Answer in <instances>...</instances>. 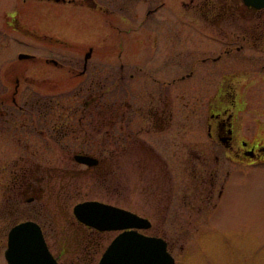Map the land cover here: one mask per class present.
I'll return each mask as SVG.
<instances>
[{
    "label": "flooded vegetation",
    "instance_id": "flooded-vegetation-1",
    "mask_svg": "<svg viewBox=\"0 0 264 264\" xmlns=\"http://www.w3.org/2000/svg\"><path fill=\"white\" fill-rule=\"evenodd\" d=\"M20 1L43 3L48 17L57 19L63 27L61 35L52 36L48 28L37 32L20 26L15 8L6 12L12 30L24 31L29 38L48 46L41 57L29 48L22 50V55L17 52L16 57L34 62L40 58L45 64L65 67L70 78H81L77 84L80 105L66 107L65 78L57 91L44 92L34 89L41 81L32 78H22L27 85L24 90L19 89L20 78H0V264H8L9 239L19 225L26 227L23 241L33 237L28 235L29 227L38 228L43 243L39 248L44 246L54 264L98 263L119 231L112 230L113 235L100 244L97 238L109 231L85 226L73 215L75 204L96 199L77 201L66 214V195L79 189L75 182L79 173L115 180L122 174L113 169L111 162L132 158L138 161V165L131 164L140 178L149 180L156 169L164 171L169 184L158 179L153 191L160 193L163 183L162 193L172 199L177 174L185 171L190 174L191 186L187 189L191 191L181 196L180 205L175 194L172 210L203 212L205 217L222 205L232 172L242 164L264 165V76L254 78L251 71L244 75L236 68L255 62L256 51L264 54V7L246 5L243 0ZM70 18L80 28H88V42L68 38L70 27L65 23ZM178 20L188 24L182 41L192 67L185 77L197 79L185 85L191 96L189 110L181 119V123L187 120V139H177L180 122L173 110L177 108V80L185 78L171 74L162 78L172 69L164 75L158 73L165 66L162 56L167 51L173 54L178 45H183L178 43V36L183 37L178 35L183 31ZM241 52L243 55H239ZM227 54L235 55L229 68L223 64ZM172 62L169 67L174 66ZM210 63L218 64V68L210 69ZM100 67H105V74L98 73ZM263 67L264 55L260 70ZM211 74L217 78H210ZM95 78L108 80L99 83ZM48 79L42 78V83ZM105 92L111 100H102ZM98 102L93 113V104ZM101 124L106 127L107 140L105 145H98L106 146V150L98 152L93 151V126ZM103 163L105 173L98 171ZM132 166L128 173L134 170ZM125 183L122 187L126 188ZM141 197L145 204L151 202ZM144 221L145 227L133 230L162 239L173 264H184L189 244L203 253L211 248L212 254L220 251L237 258L240 239L234 241L232 231L207 224V219H202L205 234H199V220L169 219L171 229L165 231L169 236L160 229L149 233L151 223L146 218ZM185 228L192 229V233L178 236ZM214 232L222 235L215 237ZM194 236L203 239L194 240ZM249 240L248 246L254 249L256 243ZM249 251L251 254L242 255L245 260L252 257L253 250ZM242 256L238 257L239 264Z\"/></svg>",
    "mask_w": 264,
    "mask_h": 264
},
{
    "label": "rangeland",
    "instance_id": "rangeland-1",
    "mask_svg": "<svg viewBox=\"0 0 264 264\" xmlns=\"http://www.w3.org/2000/svg\"><path fill=\"white\" fill-rule=\"evenodd\" d=\"M42 5L43 3L37 2L22 3L20 0H0V78L5 80H7V78L9 79L14 77L20 78V90L26 89L25 86H27L25 83L26 80H23L22 78H32V80L36 82L41 81V83H39V87L36 86L34 88L39 92L57 91L60 87V84L62 85L61 80L65 78L64 85L67 87L66 107L68 108V106L80 105V99L77 95V84H79L78 80L80 81L81 78H70L69 76L71 75H68L66 72L67 69L65 67H54L45 64L38 57L37 58L40 61L35 60V62L18 60L16 57L17 52L20 53L22 50H27V48L30 49V52H34L33 54L41 57L46 53L48 46L43 44V41L41 40L29 38V36L24 34V31H22V33L20 30H12L11 26L7 25L8 20L5 18L4 14L6 12L12 11L14 8L16 9L15 16L21 24L20 26H27L28 28L34 29L37 32H41V30L44 28H48L47 31L50 32L52 36L57 37L58 34L61 35L59 31L63 26H61L57 19L49 18V13L45 12V9L42 7ZM65 26L70 27L67 31L69 35L68 38H77L81 42H88L85 41V39L89 37V31L87 30V27L86 29L80 28V26L77 25L76 20L73 18H70L69 21L65 23ZM178 26L183 30L178 32V35L183 36H178V43L181 42L180 44L183 45H178L177 50L173 53L174 55L167 51L166 55L162 56V63L165 66H162L158 73H163L162 75H164V72L167 73V71L172 69L171 73L169 71V75H164L162 78H169L170 74L172 76H177L178 78H180V76L185 78L182 81L177 80V108H174L173 110L177 120L180 122L178 125L179 134L177 139H187L190 137L187 133V120H183L181 123V119L182 117L186 116V113L189 110L188 107L191 96L189 94L188 88H186L185 85L186 83L188 84L189 81H196L197 79H188L185 77L187 71L192 67L188 63L187 50H185L186 43L185 41H182L185 39L184 36L188 24L181 23L180 20H178ZM55 50L60 51V49ZM238 53L239 52H236V56H238ZM244 53H247V51H244ZM260 53L259 51L255 52L254 55L258 56L255 62L245 63L241 66H238L237 64L238 67L236 68L242 70V74L244 75H247V73L251 71L250 75L254 78H260L259 76H264V67L261 68V70L259 68V65L263 63L264 54L263 52L261 54ZM241 54L243 55V52H241L239 55ZM233 57H235L233 54L225 55L223 64H231ZM164 59H166V62ZM171 61H173V67H169ZM251 64H253V66H251ZM209 65L210 69L218 68V64L210 63ZM197 67L195 66V72ZM229 67L230 65L228 68ZM75 68L77 70L79 69L78 67ZM98 73L105 74V67L98 68ZM94 74H96L95 71ZM44 77L49 79L47 82L42 83V78ZM210 78L217 77H214L211 74ZM101 79L104 81L108 80L107 78H98L96 80L101 83ZM54 83L58 86L53 85ZM40 85L42 86L40 87ZM102 87L104 88V85ZM196 96L198 97V93H196ZM108 98L111 100L112 97L107 92H105L103 94L102 100L108 101ZM99 105V102L98 104H93V113H95L97 110L95 107ZM93 116H96V114H93ZM94 120L95 117H93V121ZM114 133L116 134L118 131H114ZM119 134H121V132H119ZM169 138L175 139L174 136H169ZM106 140L107 131L105 125L101 124L98 127L93 126V151H95V149H97L98 152L100 150L105 151L106 146H100L98 144L105 145ZM67 146L75 147V144L68 143ZM105 154L106 152L103 155ZM113 159H118V157L113 156ZM132 162L138 165V161L135 159L133 160L132 158L128 160L125 159L124 162H111L113 169L122 174L119 178H115V180L113 178L107 179L106 177H98L95 179L93 176H90V174H77L78 176L75 178V182H78L80 187L78 190H72L68 195H66V214H70V208L73 203L84 199H96L98 201L105 203L108 202L109 204L127 209L130 212L146 218L151 223L150 228L147 230L149 233L152 234L154 231L156 232L160 229V232L166 236L169 235L168 233H165V231H169L171 229V226H168L167 220L169 221V219L173 218L199 220L198 224L201 226L199 228L201 229L199 234H205V232L202 231V225L205 223L202 221V219L204 218L209 220L207 224L218 226L217 228L222 230L229 229L232 231L235 235L233 239L234 241L240 239V248L238 249L237 254H235L237 258L235 259L232 256H229L231 253H221L218 251L219 248H216V251L218 252L215 254H212L211 248H206L205 253H203L202 250L197 251L194 246L189 244L185 249V254L188 253L189 255H186V257L183 258V261H185L184 264H236V262L239 264L238 257L251 254L249 248L253 250L251 251L252 257H248V259L245 260L242 256L240 258L241 264H244L245 261H247V264H264V165H240V169L232 172L230 175L229 182H227V191L222 200V205L217 206L214 210L210 211V213L203 217V212L196 213L193 211H180V209H178L179 211L172 210L176 197L175 194H177L178 204L180 205L182 203V201L179 200L181 196L184 194L186 197V193L191 191L187 189V186H191L189 180L190 174L186 173L185 171H183V173L180 171L178 172L175 179L176 187L173 193L174 197L171 199L170 196L167 197L165 193H162L165 188L163 183L165 184V181L167 183L169 181L168 176L165 177L163 170L159 171L156 169V171L150 173V177L147 178L149 180H146L145 178H140L141 174L135 167L133 168L131 164ZM103 164L104 167L100 168L98 171L105 173L106 167L105 163ZM130 166H132L131 168L134 170L130 169L131 172L128 173ZM169 176L170 182L172 183L174 176H172V174ZM158 179L163 182L160 184V190H158L160 193L153 191L154 187H157L156 180ZM126 180L128 181L126 182ZM148 182H150V184ZM123 183L127 184L126 188L128 189L122 187ZM113 185H116L117 188L115 189ZM141 196L150 198L151 202H147L145 204V202L140 200L142 198ZM198 201L201 202L200 199H198ZM159 221L163 222L161 223L162 225ZM191 230L192 229L185 228L181 233H178V236H184L186 234L192 233ZM113 233L114 232L111 231L103 232V234L97 238V241H100V244H102L106 241L107 237L109 235H113ZM218 234L222 235L221 232L213 233L215 237H217ZM193 238L194 240L203 239L200 236H194ZM250 238L256 243V245H253L254 249L248 246L249 241H251L249 240ZM233 249L236 250L237 248ZM176 250L177 249H174L173 252H176Z\"/></svg>",
    "mask_w": 264,
    "mask_h": 264
},
{
    "label": "water",
    "instance_id": "water-1",
    "mask_svg": "<svg viewBox=\"0 0 264 264\" xmlns=\"http://www.w3.org/2000/svg\"><path fill=\"white\" fill-rule=\"evenodd\" d=\"M246 5L259 8L264 0H244ZM74 216L83 224L103 229H124L145 227V221L137 215L113 206L95 201H85L73 206ZM26 227L19 225L12 230L9 239L8 264H54L43 245L37 227L28 228L33 237L23 241ZM14 252V254L12 253ZM98 264H172V258L165 251L161 239L146 237L134 230H124L108 244Z\"/></svg>",
    "mask_w": 264,
    "mask_h": 264
}]
</instances>
